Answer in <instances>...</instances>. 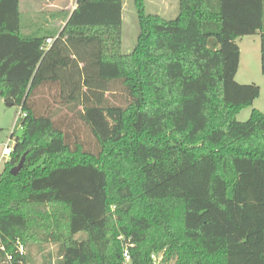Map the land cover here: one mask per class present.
<instances>
[{
	"label": "trees",
	"instance_id": "1",
	"mask_svg": "<svg viewBox=\"0 0 264 264\" xmlns=\"http://www.w3.org/2000/svg\"><path fill=\"white\" fill-rule=\"evenodd\" d=\"M178 3L167 20L134 0L127 54L123 0H76L56 31L0 0V97L24 115L0 264H264V114L237 120L261 92L236 82L245 36L264 74V0Z\"/></svg>",
	"mask_w": 264,
	"mask_h": 264
},
{
	"label": "rangeland",
	"instance_id": "2",
	"mask_svg": "<svg viewBox=\"0 0 264 264\" xmlns=\"http://www.w3.org/2000/svg\"><path fill=\"white\" fill-rule=\"evenodd\" d=\"M123 2L125 5L123 11V51L129 54L136 46L140 26L134 0H123ZM145 4L148 14H157L167 20L176 18L179 12L178 0H145ZM20 8H22L25 25L29 29H34L37 26L56 31L62 28L65 14L59 17H53V14H58L62 11L66 13L73 11L76 8V0H21ZM210 42V46L215 48L216 41L211 40ZM238 45L241 59L236 74V82L241 85L256 84L261 92L260 97L255 100L252 106L243 109L237 115V120L244 123L251 117L253 109L259 110L264 114V74H262L261 70L260 56L261 38L259 35L245 36V38L238 40ZM19 114H21L19 107H9L0 97V152L9 141L10 146L13 147L16 139L23 136V129L20 123L17 127ZM11 134L14 135L13 138ZM8 160L0 162V173ZM53 250L54 245L50 244L46 253ZM36 256H39V254ZM37 261L40 262V257H37Z\"/></svg>",
	"mask_w": 264,
	"mask_h": 264
},
{
	"label": "built area",
	"instance_id": "3",
	"mask_svg": "<svg viewBox=\"0 0 264 264\" xmlns=\"http://www.w3.org/2000/svg\"><path fill=\"white\" fill-rule=\"evenodd\" d=\"M46 43L48 45H51L52 44V40L51 39H48L46 41ZM18 117H24L23 114H19ZM12 149L13 147L10 146V141L5 145L3 146V149L1 150L0 154H1V157H0V162H3L4 160H7V159H10L11 157V153H12ZM131 244L127 243L124 245V249H123V259L126 261V263H130L131 262V256H130V253H129V246ZM23 251V249H21V252ZM152 259H153V264H160L161 260H162V255L159 254V256H152Z\"/></svg>",
	"mask_w": 264,
	"mask_h": 264
},
{
	"label": "water",
	"instance_id": "4",
	"mask_svg": "<svg viewBox=\"0 0 264 264\" xmlns=\"http://www.w3.org/2000/svg\"><path fill=\"white\" fill-rule=\"evenodd\" d=\"M8 106L10 107L12 105L10 104ZM23 162H24V158L22 159V161L20 162V164L17 167L12 169V171H11L12 174L17 175L19 173V170L21 169Z\"/></svg>",
	"mask_w": 264,
	"mask_h": 264
},
{
	"label": "crops",
	"instance_id": "5",
	"mask_svg": "<svg viewBox=\"0 0 264 264\" xmlns=\"http://www.w3.org/2000/svg\"><path fill=\"white\" fill-rule=\"evenodd\" d=\"M76 7H77V6H76ZM75 9H76V8H75ZM75 9H74V10H75ZM62 10H65V9H62ZM62 10H61V11H62ZM74 10H73V11H74ZM73 11H71L70 13H72ZM62 12H64V11H62ZM62 12H61V13H62ZM58 14H59V13H58ZM64 24H65V22H64L62 25L64 26Z\"/></svg>",
	"mask_w": 264,
	"mask_h": 264
}]
</instances>
